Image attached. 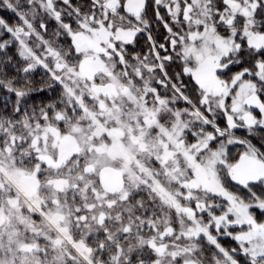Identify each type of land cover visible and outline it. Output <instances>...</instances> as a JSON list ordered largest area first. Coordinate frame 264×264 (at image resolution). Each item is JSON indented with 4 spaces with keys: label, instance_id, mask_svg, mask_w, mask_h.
Returning a JSON list of instances; mask_svg holds the SVG:
<instances>
[{
    "label": "snow or ice",
    "instance_id": "6c2138e0",
    "mask_svg": "<svg viewBox=\"0 0 264 264\" xmlns=\"http://www.w3.org/2000/svg\"><path fill=\"white\" fill-rule=\"evenodd\" d=\"M0 12V264H264V0Z\"/></svg>",
    "mask_w": 264,
    "mask_h": 264
},
{
    "label": "trees",
    "instance_id": "16d2710c",
    "mask_svg": "<svg viewBox=\"0 0 264 264\" xmlns=\"http://www.w3.org/2000/svg\"><path fill=\"white\" fill-rule=\"evenodd\" d=\"M0 15L10 16L11 14L10 13H5V12H0ZM13 19H14V17H13Z\"/></svg>",
    "mask_w": 264,
    "mask_h": 264
}]
</instances>
